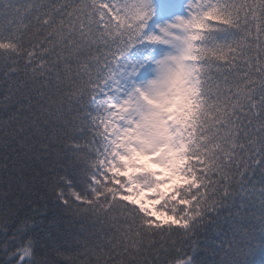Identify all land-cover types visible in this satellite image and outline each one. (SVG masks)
<instances>
[{
  "label": "snow or ice",
  "instance_id": "snow-or-ice-1",
  "mask_svg": "<svg viewBox=\"0 0 264 264\" xmlns=\"http://www.w3.org/2000/svg\"><path fill=\"white\" fill-rule=\"evenodd\" d=\"M0 173L2 264H264V0H0Z\"/></svg>",
  "mask_w": 264,
  "mask_h": 264
},
{
  "label": "trees",
  "instance_id": "trees-1",
  "mask_svg": "<svg viewBox=\"0 0 264 264\" xmlns=\"http://www.w3.org/2000/svg\"><path fill=\"white\" fill-rule=\"evenodd\" d=\"M0 175H2V173H0ZM53 232L55 233V235H53L51 239L49 238L48 235H44L42 237V242L45 244H50V245L61 247V251H64L65 248L68 249L65 255L57 257L58 260L64 261L68 259V257H77V256L82 257V254L84 251L83 248L78 247L77 244L74 243L72 240H68L65 237L64 232L62 230H53ZM0 244H3L2 234H0ZM259 258L260 257L258 256L257 259ZM4 259L5 257H4L3 251L0 250V264H2V261Z\"/></svg>",
  "mask_w": 264,
  "mask_h": 264
}]
</instances>
